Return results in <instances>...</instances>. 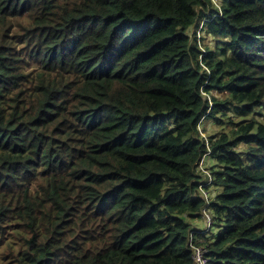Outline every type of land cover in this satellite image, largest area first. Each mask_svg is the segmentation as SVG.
Masks as SVG:
<instances>
[{
    "label": "trees",
    "instance_id": "trees-1",
    "mask_svg": "<svg viewBox=\"0 0 264 264\" xmlns=\"http://www.w3.org/2000/svg\"><path fill=\"white\" fill-rule=\"evenodd\" d=\"M191 243L264 264V0H0V264H195Z\"/></svg>",
    "mask_w": 264,
    "mask_h": 264
},
{
    "label": "built area",
    "instance_id": "built-area-1",
    "mask_svg": "<svg viewBox=\"0 0 264 264\" xmlns=\"http://www.w3.org/2000/svg\"><path fill=\"white\" fill-rule=\"evenodd\" d=\"M199 169L203 173V175L208 179V181L205 184V186H201V192H202V195L207 200V204H209L210 203V196H209V193L206 190V187L212 185L213 176L206 169L205 158L201 161ZM209 173H210V175H209ZM205 218H206V221H207V225L210 227L211 224H213V216L211 215V213L209 211H206ZM192 242H193V240H192ZM191 247L193 248V251H194L193 257H194L195 264H209V259L206 257V251H205L204 248L199 247V246L195 245L194 243H191Z\"/></svg>",
    "mask_w": 264,
    "mask_h": 264
},
{
    "label": "clouds",
    "instance_id": "clouds-1",
    "mask_svg": "<svg viewBox=\"0 0 264 264\" xmlns=\"http://www.w3.org/2000/svg\"><path fill=\"white\" fill-rule=\"evenodd\" d=\"M204 136V138L206 137L205 135H203ZM205 158V164H206V160H207V156H205L204 157ZM203 158V159H204ZM202 159V160H203ZM201 160V161H202ZM201 163V162H200ZM199 167H200V164H199ZM207 170H208V167L206 168ZM209 171V170H208ZM210 172V171H209ZM211 173V172H210ZM199 174H201L202 175V177L204 178V180H203V182H204V185H202V186H205V184L207 183V181H208V179L203 175V173L200 171V169H199ZM213 176V175H212ZM213 181H214V177H213ZM212 185H213V183H212ZM212 185H210V186H207L206 187V190H207V192L209 193V196H210V203L212 202V197H211V187H212ZM199 194L201 195V197L203 198V200L205 201V204L208 206V205H210V203L209 204H207V200L205 199V197L202 195V192H201V187H200V190H199ZM206 211H209L208 209L207 210H204L203 211V213H202V222H203V226H202V228L201 229H196L197 230V232L198 233H209L210 232V230L213 228L212 226H213V224H211V226L209 227L208 225H207V221H206V218H205V213H206ZM210 212V211H209ZM211 213V212H210ZM211 215L213 216V214L211 213Z\"/></svg>",
    "mask_w": 264,
    "mask_h": 264
},
{
    "label": "rangeland",
    "instance_id": "rangeland-1",
    "mask_svg": "<svg viewBox=\"0 0 264 264\" xmlns=\"http://www.w3.org/2000/svg\"><path fill=\"white\" fill-rule=\"evenodd\" d=\"M195 29H193V31H194ZM193 36V35H192ZM206 42L208 43L209 42V39H207L206 40ZM209 99V98H208ZM228 127L226 126L225 127V129H227ZM202 129H206L207 130V134H206V136H209V135H213V134H215V133H220V132H222V127H216V126H214V124H212V123H210L209 121L207 122V123H205V124H203V126H202ZM207 165V166H206ZM205 166H206V168L208 167V168H210V166H211V163H210V161H208L206 164H205ZM206 170V169H205ZM209 175H210V173H209ZM214 191V189H212L211 190V192H213ZM202 226H203V224H202Z\"/></svg>",
    "mask_w": 264,
    "mask_h": 264
},
{
    "label": "crops",
    "instance_id": "crops-1",
    "mask_svg": "<svg viewBox=\"0 0 264 264\" xmlns=\"http://www.w3.org/2000/svg\"><path fill=\"white\" fill-rule=\"evenodd\" d=\"M202 224H203V222L196 221L195 222L196 229H201L202 228Z\"/></svg>",
    "mask_w": 264,
    "mask_h": 264
}]
</instances>
